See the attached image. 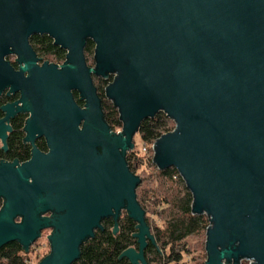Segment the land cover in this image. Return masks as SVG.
I'll return each instance as SVG.
<instances>
[{
  "label": "water",
  "instance_id": "water-1",
  "mask_svg": "<svg viewBox=\"0 0 264 264\" xmlns=\"http://www.w3.org/2000/svg\"><path fill=\"white\" fill-rule=\"evenodd\" d=\"M34 35L65 52L60 68L38 66ZM92 76L112 78L104 97L118 133L103 120ZM5 90L19 100L1 108L2 143L4 122L26 113V139L45 137L49 152L0 162V249L16 242L27 254L51 230L38 264H72L103 220L115 235L124 212L136 248L119 259L147 264V246L159 250L125 154L140 124L162 113L174 127L153 142L151 162L174 169L191 214L208 219L205 264H264V0H0ZM46 212L57 215L40 219Z\"/></svg>",
  "mask_w": 264,
  "mask_h": 264
},
{
  "label": "trees",
  "instance_id": "trees-1",
  "mask_svg": "<svg viewBox=\"0 0 264 264\" xmlns=\"http://www.w3.org/2000/svg\"><path fill=\"white\" fill-rule=\"evenodd\" d=\"M29 44L36 57L42 61L59 63L65 58V52L54 46L53 41L47 36L34 35L29 39ZM92 46L91 42L86 43L84 56L86 52L91 51ZM85 61L88 63L86 58ZM111 80L110 78L109 83ZM101 82L104 86L106 85L105 81L101 80ZM96 92L101 102L104 122L111 132L118 133L122 126L116 108L112 103L105 101L102 86L96 87ZM75 100H78L77 97ZM170 123V120L162 113L156 114L152 119L144 120L137 131L141 144L149 149L156 139L169 133ZM135 160L134 151L129 152L126 156V162L129 171L136 176ZM149 160L151 162V157ZM156 178V182H159L163 190L155 193L154 190L148 189L141 200L138 194L136 199L144 211L142 201L147 200L151 203L153 212L159 215L166 213L165 227L163 230L155 228L152 235L159 250L164 252L168 249V254L162 258L160 252H157L156 248L149 244L145 250V259L147 264H178L181 261L180 254L183 250L180 245L187 237L205 231L208 227V219L204 216L191 214V195L174 169L158 171ZM175 178L177 181L174 180ZM172 183H176L173 185L175 188H172ZM166 185L170 186L164 189ZM146 222L148 224L147 220ZM101 226L102 230H96L94 237L86 240L80 246L79 258L72 264H130L126 259H119V256L128 248H136V242L131 237L135 233V223L124 215L117 223L118 231L115 235L112 233L113 221L111 219L103 220ZM42 258L38 259L37 262L39 263ZM28 263V256L22 251L18 243L11 242L0 249V264Z\"/></svg>",
  "mask_w": 264,
  "mask_h": 264
},
{
  "label": "rangeland",
  "instance_id": "rangeland-1",
  "mask_svg": "<svg viewBox=\"0 0 264 264\" xmlns=\"http://www.w3.org/2000/svg\"><path fill=\"white\" fill-rule=\"evenodd\" d=\"M109 81H110V77L108 78V80L105 81L106 85L104 86L103 84H101L102 83L101 79H98L96 77L94 78V84L98 88L101 86L105 88L109 83ZM105 101L111 104V102L106 98ZM173 127L174 125L171 122L169 130L170 131L173 130ZM133 144H134V148L132 151H134V154L136 156V160H135L136 165L134 167V170L136 176H138L140 179V184L138 185V188H136L135 193L136 195L138 194V197L141 200V197L146 193L148 189L154 190V192L157 193L163 190V188L160 186L159 182H156L157 181L156 176L158 170L149 160L151 157L150 147L149 149H147L146 147L143 146V144H141L138 134L134 136ZM174 180L177 181V178H175ZM173 185H176V183H172V188H175V186ZM169 186L170 185H166L164 189L169 188ZM142 205L144 206L145 209V220L148 221L147 225L150 228L151 234L155 228L159 230H163V228L165 227L166 213H163V215H159L153 212L151 203L147 200L142 201ZM124 215L125 213L123 212L122 216ZM205 232L206 230L203 232H199L198 234H195L193 236H189L182 242V244L180 245V247L183 249L180 254L181 261L178 264H202L206 261V253L204 249ZM30 249L32 250L26 254L29 260L28 264L38 263L37 262L38 259L42 258L43 256H46L49 253V245L44 236L38 239L37 241H35V243L30 247ZM159 252H160V256L164 258L168 254V249L164 250V252L159 250ZM241 264H248V263L243 261Z\"/></svg>",
  "mask_w": 264,
  "mask_h": 264
},
{
  "label": "flooded vegetation",
  "instance_id": "flooded-vegetation-1",
  "mask_svg": "<svg viewBox=\"0 0 264 264\" xmlns=\"http://www.w3.org/2000/svg\"><path fill=\"white\" fill-rule=\"evenodd\" d=\"M38 59V66H41L44 63L56 65L58 68L65 62V58L62 62L55 63V62H48V61H42V59ZM7 61L10 63V65L17 70L18 65L16 64V57L10 56L7 58ZM89 68H93L94 64H88L86 63ZM94 76H92V82L94 87L96 88L94 84ZM112 79V78H111ZM72 97L77 106L80 108L83 107L84 103L79 100V96L76 92H72ZM75 97H77V101L75 100ZM19 100V94L18 93H10L8 90L3 91L0 94V120H2L5 117V113L1 112V108L6 105H11L13 103H16ZM20 106V105H19ZM29 115L26 113H17L14 117L9 118L8 121L4 122V126L8 127L9 130H3L4 135H6L5 143H2L0 139V162L3 163H13L17 162V166H20L24 163L29 162L32 159L33 151L36 150L40 155H47L49 152V147L47 145V140L43 136L35 135L34 139L32 141L27 140V134H26V125L28 121ZM129 153V152H128ZM125 154V161L126 156ZM127 164V162H126ZM127 167L129 169V166L127 164ZM31 180L29 179V183ZM3 199L0 198V210L3 206ZM57 214L54 212H46L44 214L38 215L40 219L44 218H50ZM122 214L119 218V220L122 218ZM22 220L21 216L17 215L15 217V223H20ZM118 220V221H119ZM51 230L42 229L39 231V239L43 236L46 237L50 234ZM96 232L94 230L93 234Z\"/></svg>",
  "mask_w": 264,
  "mask_h": 264
},
{
  "label": "built area",
  "instance_id": "built-area-1",
  "mask_svg": "<svg viewBox=\"0 0 264 264\" xmlns=\"http://www.w3.org/2000/svg\"><path fill=\"white\" fill-rule=\"evenodd\" d=\"M150 151H151V159H152V155H153V152H152V145H150ZM243 261L247 262L248 264H251V261H247V260H241V261H239L238 264H241Z\"/></svg>",
  "mask_w": 264,
  "mask_h": 264
}]
</instances>
